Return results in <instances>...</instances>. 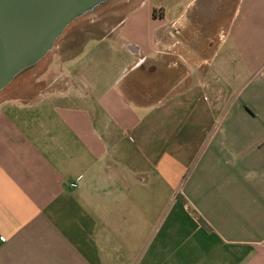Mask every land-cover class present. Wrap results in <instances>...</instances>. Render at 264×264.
Instances as JSON below:
<instances>
[{
    "label": "crops",
    "instance_id": "obj_1",
    "mask_svg": "<svg viewBox=\"0 0 264 264\" xmlns=\"http://www.w3.org/2000/svg\"><path fill=\"white\" fill-rule=\"evenodd\" d=\"M193 3L0 100V264H264V0Z\"/></svg>",
    "mask_w": 264,
    "mask_h": 264
},
{
    "label": "water",
    "instance_id": "obj_2",
    "mask_svg": "<svg viewBox=\"0 0 264 264\" xmlns=\"http://www.w3.org/2000/svg\"><path fill=\"white\" fill-rule=\"evenodd\" d=\"M114 0H0V92L36 66L75 19Z\"/></svg>",
    "mask_w": 264,
    "mask_h": 264
},
{
    "label": "rangeland",
    "instance_id": "obj_3",
    "mask_svg": "<svg viewBox=\"0 0 264 264\" xmlns=\"http://www.w3.org/2000/svg\"><path fill=\"white\" fill-rule=\"evenodd\" d=\"M141 1L142 0H114L75 19L65 29L63 35L57 40L56 46L51 52H49L36 66L21 72L0 92V100L9 96L26 98L43 88L47 78H43L42 72L50 63L53 55L58 51L57 47L60 41L66 40L67 37H101L105 34H110L108 37H138V31L130 28L128 25L136 19L137 16L133 17L131 13ZM146 1L152 4L157 0ZM190 1L191 0H161L162 5L157 8V11L160 12L164 10L166 14H169L173 11H178L177 8H184ZM193 2V4L188 6L191 13L196 12L201 0H193ZM123 19H125V25L117 27L116 25ZM127 19L128 21H126ZM141 22L142 19L139 23ZM139 37L142 36L139 35ZM57 54L63 55L59 51ZM150 85L149 89L152 90V93L157 92V82L153 80Z\"/></svg>",
    "mask_w": 264,
    "mask_h": 264
}]
</instances>
